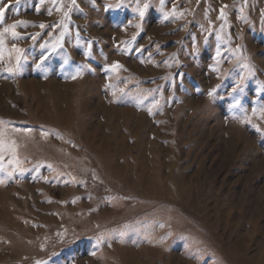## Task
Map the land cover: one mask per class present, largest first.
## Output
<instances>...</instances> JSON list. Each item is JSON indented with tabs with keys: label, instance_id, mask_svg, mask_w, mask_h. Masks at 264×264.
Returning a JSON list of instances; mask_svg holds the SVG:
<instances>
[{
	"label": "rangeland",
	"instance_id": "obj_1",
	"mask_svg": "<svg viewBox=\"0 0 264 264\" xmlns=\"http://www.w3.org/2000/svg\"><path fill=\"white\" fill-rule=\"evenodd\" d=\"M0 12V264H264V0Z\"/></svg>",
	"mask_w": 264,
	"mask_h": 264
},
{
	"label": "snow or ice",
	"instance_id": "obj_2",
	"mask_svg": "<svg viewBox=\"0 0 264 264\" xmlns=\"http://www.w3.org/2000/svg\"><path fill=\"white\" fill-rule=\"evenodd\" d=\"M163 2H164V0H161V4H163ZM147 8H148V4H144V6H143L142 8H140V7L138 6L137 11H138V13H139V15H140L141 18H143L144 13H145V10H146ZM2 16H3V13L0 12V19H2ZM223 17H224V12H223V10H221V18H223ZM41 27H44V25H41ZM135 27L140 28V25L137 24V25H135ZM15 28H16V25L13 24V25H11V26H9V27L4 28L3 31H4V33L11 32V34H12L14 37H16V36H18V33L15 31ZM2 35H3V33H0V36H2ZM0 43H3V41H0ZM13 51L19 53V52H22V49H19V48H15V47H14V48H13ZM85 55H87V53H85ZM17 61H19V57H17ZM122 67H123V66H122L121 64H119L118 62H117V63H113V64L111 65V70L115 71V70L121 69ZM245 67H247V65H245ZM9 71H11V69H9ZM73 78H75V77H73ZM241 80H243V77H241ZM238 87H239V86H238ZM236 90H237V89H233L234 92H235ZM240 90L242 91V89H240ZM214 92H215V89H213L212 92H209V95H210V96L213 95ZM238 105H239V101H236V104L233 105V106L235 107V106H238ZM260 111H261L262 114H264V107H262V108L260 109ZM255 112H256V110L253 109V113H254V114H255ZM256 127H257V130H259L258 126H256ZM45 135H46V134H45ZM5 150L12 151L13 154H14V144H13V145H5V143L3 142V140H0V156H2V153H3V151H5Z\"/></svg>",
	"mask_w": 264,
	"mask_h": 264
}]
</instances>
